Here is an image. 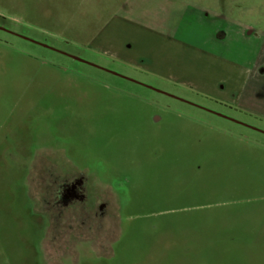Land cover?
<instances>
[{
    "label": "rangeland",
    "instance_id": "obj_1",
    "mask_svg": "<svg viewBox=\"0 0 264 264\" xmlns=\"http://www.w3.org/2000/svg\"><path fill=\"white\" fill-rule=\"evenodd\" d=\"M120 17L217 66L127 65ZM235 65L264 67V0H0V264H264V114L203 92Z\"/></svg>",
    "mask_w": 264,
    "mask_h": 264
},
{
    "label": "crops",
    "instance_id": "obj_2",
    "mask_svg": "<svg viewBox=\"0 0 264 264\" xmlns=\"http://www.w3.org/2000/svg\"><path fill=\"white\" fill-rule=\"evenodd\" d=\"M159 24L161 23L149 24L125 17L112 19L104 27L105 36L99 41H105L103 44L106 46L100 47V50L135 68H139L138 65L143 63L138 62L145 59L149 62L147 69L170 77L196 79L198 76H209L208 72L217 66L219 60L214 52L203 50L202 57L194 55L196 52H184L180 47L189 46L191 50L198 48L176 34L163 31L158 27ZM234 68L220 80L204 84L203 92L224 101H240L246 103V106H256L264 114V67L255 70L235 65ZM252 82L253 88L250 90Z\"/></svg>",
    "mask_w": 264,
    "mask_h": 264
},
{
    "label": "flooded vegetation",
    "instance_id": "obj_3",
    "mask_svg": "<svg viewBox=\"0 0 264 264\" xmlns=\"http://www.w3.org/2000/svg\"><path fill=\"white\" fill-rule=\"evenodd\" d=\"M83 185V181L76 180L75 182H72L70 184L65 185V195L64 198L69 200L73 197L77 198H83L84 194L80 191L81 186Z\"/></svg>",
    "mask_w": 264,
    "mask_h": 264
},
{
    "label": "water",
    "instance_id": "obj_4",
    "mask_svg": "<svg viewBox=\"0 0 264 264\" xmlns=\"http://www.w3.org/2000/svg\"><path fill=\"white\" fill-rule=\"evenodd\" d=\"M74 58H76V59H78V60H80V61H83V62H87L86 60H84V59H82V58H79V57H76V56H73ZM116 73V72H115ZM116 74H118V73H116ZM120 75V74H119ZM124 77V76H123Z\"/></svg>",
    "mask_w": 264,
    "mask_h": 264
}]
</instances>
